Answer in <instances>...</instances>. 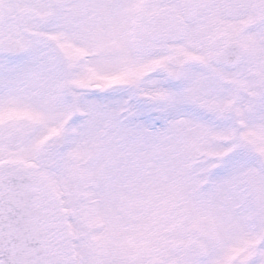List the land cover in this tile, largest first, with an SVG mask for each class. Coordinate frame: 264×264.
Listing matches in <instances>:
<instances>
[{
  "label": "snow or ice",
  "instance_id": "snow-or-ice-1",
  "mask_svg": "<svg viewBox=\"0 0 264 264\" xmlns=\"http://www.w3.org/2000/svg\"><path fill=\"white\" fill-rule=\"evenodd\" d=\"M0 264H264V0H0Z\"/></svg>",
  "mask_w": 264,
  "mask_h": 264
}]
</instances>
